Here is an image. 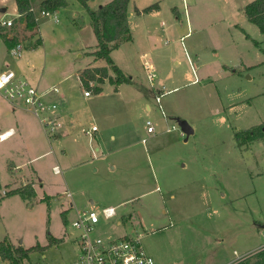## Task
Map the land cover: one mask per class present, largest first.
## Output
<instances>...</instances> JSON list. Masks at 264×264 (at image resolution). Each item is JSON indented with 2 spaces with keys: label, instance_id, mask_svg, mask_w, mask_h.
I'll return each instance as SVG.
<instances>
[{
  "label": "rangeland",
  "instance_id": "rangeland-1",
  "mask_svg": "<svg viewBox=\"0 0 264 264\" xmlns=\"http://www.w3.org/2000/svg\"><path fill=\"white\" fill-rule=\"evenodd\" d=\"M38 2L40 0L35 2L36 10ZM249 2L164 0L157 23L162 21L160 28L165 31L160 33L172 48L171 60L166 59L168 69L171 66L167 71L181 73L180 81L169 82L165 89H177L162 96V109H159L155 103L157 90L150 88L143 78L139 91L150 95L145 98L152 102V113L142 111L125 126L114 116V107L120 106L112 103L109 82L105 81L102 93L83 103L91 108L95 117L84 119L79 137L67 139L75 148L67 147L65 155L55 142L48 147L53 151L22 167L34 184L36 193L30 199L7 192L14 189L15 183H23L13 182L15 179L3 159L11 151L14 159L22 161L25 154L21 151L27 148V142L0 143V241L5 238L13 246L25 248L40 246L30 252L22 264H75L77 233L71 222L76 217V208L101 214L106 206H114L117 215L102 222L96 235L114 239L142 234L141 245L155 264H250L256 260L257 252L264 248V174L257 175L264 170V148L255 146L254 140L244 149L247 144H239L234 135L264 122V96L250 102L243 100L249 97L246 95L260 94L264 89V62H260L264 59V46L259 44L257 55L252 57L253 61H258L252 68V79H247L249 71L242 68L241 76L221 73L216 59L230 61L234 44H241L244 35L241 26L251 24L249 26L259 34L258 28L249 23L243 13V6ZM67 4L66 11L61 8L56 13L58 21L37 11L38 25L45 21L44 32L65 29L69 22L80 25L87 19L90 21L79 2L70 0ZM168 5L176 8L177 13L171 10L173 15L180 16L170 36L167 34ZM0 8L5 9L0 11V17L14 18L15 0H0ZM72 12L77 13V17L73 18ZM186 16L190 17L192 28L187 36L184 35ZM231 21L236 24L229 25ZM38 25L34 30H27L15 18L12 27L4 29L5 35L16 37L22 48L20 57L10 51H3L2 57L18 64L27 61L35 78L20 76L32 85L37 86V75L42 72L59 73L106 64L90 54L96 48L90 23L89 31L67 32L54 46L46 43L33 48L37 40H41ZM251 44L254 48L252 41ZM193 49L203 55V70L210 75V78H199L198 83H192L193 76L188 75L187 55L195 61ZM119 54L120 51L114 53L115 57ZM2 69L6 68L1 66L0 71ZM203 70L198 69L199 75ZM74 80L72 77L71 81ZM79 90L83 93L87 89ZM169 100L188 117V120L182 119L190 124L193 133L186 140L177 123L169 120L165 106ZM162 119L167 120L163 128ZM146 120L153 125L152 133L147 132ZM92 124L98 131L90 134L91 143L86 130ZM109 124H114V128L109 129ZM172 125L177 128L171 129ZM97 133H101L98 141L103 134L104 141L99 143L106 153L99 158L94 154L101 150L92 149L97 145L94 137ZM122 142L131 145L121 151V156L127 152L125 158L121 157L122 162L127 163L118 168L115 160L110 161L114 157L110 150ZM115 163L116 167L112 168ZM55 164L61 168V173L53 171ZM117 219L120 224L116 223ZM0 264L11 263L1 260Z\"/></svg>",
  "mask_w": 264,
  "mask_h": 264
},
{
  "label": "crops",
  "instance_id": "crops-1",
  "mask_svg": "<svg viewBox=\"0 0 264 264\" xmlns=\"http://www.w3.org/2000/svg\"><path fill=\"white\" fill-rule=\"evenodd\" d=\"M67 3H70V0H67ZM105 3H106L105 0H90L88 2V7L91 9H95L101 4H105ZM153 3H158V9L152 10L148 13L136 12L137 9L141 10ZM163 3L164 0H156V2L155 0H147L145 1V3H140L139 0H130L128 3V23L131 33V40L122 42L117 48L113 49L110 52V57L113 60L114 64L125 75L130 77L129 83H120L118 85H115L109 82V94L112 97V103L119 104L120 106L118 107V109H115L116 106L114 107V116L118 117V119H121L123 125L125 126H128L131 123V120L134 117H138L142 111H145L146 113H152V107H153L152 102L145 98V96H150V95H143V93L139 91V88L142 83L141 80L143 78L144 79L146 78L150 88H152L154 91L157 90L156 95L160 92L158 89H165V85L168 84L169 82L174 83L180 81L181 79L180 78L181 73L167 71L171 69L170 68L171 66H169V69L167 66L169 63L168 61L171 60L172 48L169 45L170 43L164 42L163 35L160 33V31H163V33L165 31L164 29L160 28V24H162V21H160L159 24L157 23L158 18L161 16V13L163 12L162 10ZM67 6L68 4L64 8H62V11H66L68 9ZM175 9L176 8L171 5H168V8L166 9V11H168L166 13L169 20V26L167 28V34L169 36L173 34L176 25H178L177 21L180 20V16L178 15L175 16L171 13V10L177 13ZM0 11L3 12V8H0ZM15 11L16 12L14 18H18L17 6ZM83 11H84L83 13H86L88 16V13L84 7H83ZM57 12L58 10L55 11V13ZM72 13L74 15L73 18L75 16L77 17L78 15L77 13L74 12ZM3 17L4 16H1L0 19ZM248 22L251 23L250 21ZM44 23L45 21L41 22L38 25L39 37L41 38V44L39 46H42L43 44L46 43H49L54 46L56 41H58L59 38L61 39V37L64 36V33L67 32H71L73 34H77V33L81 34L84 33L85 29L89 31V28L87 27L90 21L89 19H87L84 24H80V25H72L71 22H69L68 24L70 27L69 31H68L69 27L66 26L65 29L59 28L56 31L53 30L51 32L49 31L44 32V30L42 29V25ZM233 23L235 22L231 21L229 25H232ZM243 24L244 23H242V25ZM180 25L181 28L183 29V24L180 23ZM249 25L251 24H248V26L243 25L241 27L238 25L240 27V30L243 31L244 35L243 38L241 39V44L239 43L238 46L234 44L233 56L230 58V61L228 62L219 61V58H216L218 64H220L221 73L223 74L229 73L231 76L235 74L241 76L240 71L242 68L249 71L248 72L249 74H247V79L253 78L251 73L253 72L254 69L252 70V68L257 65V63L255 62L258 61L256 60L253 61L252 57L257 55V48H259V44H261V46H264V35L259 31V29H258L259 32L258 34L256 32V29H253ZM185 26L187 32L184 35L187 36L190 33V29L192 30L190 17L189 18L187 16L185 17ZM4 29H5L4 27L0 26V41H1L0 67L3 66L6 69H12L15 72H17L18 75L23 74L26 75L27 77L35 78L32 77L35 76V73L34 71H31L30 68H28L27 61L18 64L14 60L9 61L7 58L2 57L3 51H10V49H8L7 46L5 45L2 37V33L7 32ZM251 41L254 45V48L251 44ZM253 41H256L258 44H255ZM33 48L31 47L30 49ZM193 50L194 51H192V54L195 57L196 62L192 61L190 56L187 55V63L190 68L189 70L190 72L188 75L191 77L193 76V79L191 81L192 83H198L201 78H210L209 77L210 75H207V73H205L203 70L204 62L201 61L203 55L196 54L197 53L196 50L195 49ZM262 50L264 52V49ZM45 51H46V46L44 47V52ZM116 51H120L118 57H115L114 55ZM44 54H45L44 59L47 60L48 59L47 54L46 53ZM28 56L31 57V55ZM166 59H168V61ZM263 60L264 59H262L260 62L263 63L264 62ZM235 64L236 67H234ZM105 65L106 64H102V65L100 64L96 66H105ZM145 66H150L155 74L152 84L147 79ZM85 67H90V66H83L78 69L72 68L70 71L59 72V73L51 71L48 72L47 74H44V72H42L41 74L37 75V79L35 83L37 85L36 87L39 90H46L54 85L60 89V92L57 96H49V98L58 100L59 108L57 114L62 122L61 128L59 129L58 133L51 139H48L46 137L39 120L33 114H31L30 112L26 111L23 108L11 106V104H9L7 100H4V98L0 94V135L5 132H10L7 137H5L4 139H0V143L4 141H12L19 143L20 142L25 143V141L27 142L26 145L27 148L21 151L23 155L25 154L22 161H17L16 158L14 159L13 158L14 153H12L11 151H8L3 157L4 161H6L7 170L10 172L11 177H14L15 179L13 180V182L22 181L23 183V184L15 183L16 185L14 188L22 187L26 184H31L34 189L33 182L30 180V177L27 176L26 172L23 170L22 167L25 164H29L31 161L44 157L47 154H49L51 151H53L52 149L50 151L48 147L49 146L51 147L52 144L55 142L59 145V149L63 151L64 154L66 155L67 147L75 148V145L72 142H67V139L71 137L75 139L80 136V132L82 129L81 126L83 125L84 119L88 117L91 120L94 119L95 117L94 112H92L90 107L86 106L87 104L83 106V103H86V101L89 102L91 97L95 96L96 94L91 93L89 96H85L79 90L80 88L81 89L83 88L78 74L79 71ZM198 69L200 72L201 70H203L204 73L199 75ZM109 73L113 75L111 70L109 71ZM72 77H75L74 82L71 81ZM155 87H157V89ZM176 89L177 87L165 89V91L162 90L161 91L162 96L165 93L171 92L172 90H176ZM101 93H102V89L98 94ZM162 96H161V102H162ZM246 96L249 97L248 98L245 97L243 100H249L248 102L252 101V99L255 100L256 97H263L264 89L261 90L260 94L255 92L253 94L250 93V95H246ZM155 103L157 102L155 101ZM124 105H126V108L124 107ZM165 106L167 110V115L169 116V120L170 119L174 120V118L176 117L185 118L186 120H188L187 115L181 113V111L172 101L170 100L167 101L165 103ZM156 120H158L157 117ZM86 123L88 122L86 121ZM164 123H167V120L162 119V121L160 122L161 128L164 127ZM191 124L194 123L192 122ZM90 126L92 127L96 125L92 124ZM113 128H114V124L113 125L109 124V129H113ZM94 131L97 132L98 128H96V130ZM91 133L92 132H90V134ZM90 134H88L89 136L88 139L89 142L92 143L93 140ZM98 136H101V133L100 134L97 133L94 136L95 139L97 140L96 143L97 145H95L92 149L95 152H99V150H101V146L99 142L103 143L104 141V139L102 138L103 134L102 137H99V141H98ZM121 136L122 134L120 135V137ZM112 138L115 139V136L112 135ZM253 144L255 146L259 145L262 148H264V137L259 140H256L255 143ZM130 145H131L130 142L129 143L122 142L121 144L115 145L111 148L110 152L111 154L114 155V157L110 159V161L112 162V160H115L118 164V168H122L126 165L125 163L127 162H122L121 157L125 158L124 156L127 154V152L121 156V151ZM249 146L250 145L247 144L244 149H247ZM104 155H106V153H104V151L102 150L99 154L98 153L94 154L96 158L102 157ZM54 166H56V164L52 166V169ZM115 167H116V163L112 165V168ZM61 172L62 170L60 168V173ZM261 174H264V170L257 172V175H261ZM78 210L79 209L76 208V215ZM118 222H120V220L117 219L116 223L118 224Z\"/></svg>",
  "mask_w": 264,
  "mask_h": 264
},
{
  "label": "trees",
  "instance_id": "trees-1",
  "mask_svg": "<svg viewBox=\"0 0 264 264\" xmlns=\"http://www.w3.org/2000/svg\"><path fill=\"white\" fill-rule=\"evenodd\" d=\"M37 0H15L18 12L17 21L24 24L25 29L34 30L38 25L37 11L45 10L55 12L67 5V0H40L38 9H35ZM79 2L87 11L90 18V24L93 34L97 41L96 48L90 52L95 60H104L105 66H90L79 71V79L83 88L98 94L102 89L105 81L118 85L120 83H129L130 77L125 75L113 62L110 52L117 48L122 42L131 40V33L128 23V3L130 0H110L105 4H101L95 9L88 7L90 0H75ZM33 9V10H32ZM158 9V3H153L137 13H148ZM245 17L251 23L255 24L259 31L264 35V0H252L243 7ZM3 40L8 49L14 47L18 40L16 37H9L3 34ZM258 44L256 41H253ZM34 47L41 44V40H37ZM111 70L112 74L109 73ZM93 82V86L89 83ZM239 144H248L254 140L264 137V122L252 128L236 132L234 135ZM8 193H18L25 199L35 196V191L31 184L14 188ZM40 248L38 245L23 247L22 245L13 246L4 238L0 241V261L7 260L11 264H22V261L28 258L32 251ZM257 258L250 264H264V248L256 254Z\"/></svg>",
  "mask_w": 264,
  "mask_h": 264
},
{
  "label": "built area",
  "instance_id": "built-area-1",
  "mask_svg": "<svg viewBox=\"0 0 264 264\" xmlns=\"http://www.w3.org/2000/svg\"><path fill=\"white\" fill-rule=\"evenodd\" d=\"M39 13L58 21L55 12L41 10ZM14 19L13 17H3L0 19V26L10 28L14 24ZM21 48V44L18 43L10 49V52L20 57ZM145 70L147 79L152 84L155 74L150 66H145ZM89 84L93 86V82ZM59 92L60 89L55 85L46 90H39L28 79L18 75L12 69L0 71V94L2 97L13 107L23 108L33 114L39 120L48 139L53 138L62 125L57 114L59 102L57 99L49 98V96H57ZM83 94L89 96L90 92L84 90ZM161 96V92L155 96L159 109H162ZM161 112L163 113L162 110ZM145 125L147 132L152 133L154 128L151 121L146 120ZM176 128L175 125L171 126V129ZM94 130H96V126L86 130V133L90 134ZM9 133L1 134L0 139H4ZM142 141L145 139L143 138ZM53 171L60 173L59 166H54ZM66 194L71 196L69 192ZM116 215L114 206L103 207L101 214L91 209L78 210L75 219L71 222L72 228L77 233L75 239L78 244V255L75 264H155L153 258L145 252L141 245L142 234L137 236L126 235L114 239H104L96 235V230L102 226V222L109 221Z\"/></svg>",
  "mask_w": 264,
  "mask_h": 264
},
{
  "label": "water",
  "instance_id": "water-1",
  "mask_svg": "<svg viewBox=\"0 0 264 264\" xmlns=\"http://www.w3.org/2000/svg\"><path fill=\"white\" fill-rule=\"evenodd\" d=\"M3 11H4V8H3ZM174 120L177 122L178 126L180 127L181 132L186 135V138H185V140H186L187 137L191 133H193L192 127L190 126V124L185 119L176 117V118H174Z\"/></svg>",
  "mask_w": 264,
  "mask_h": 264
}]
</instances>
